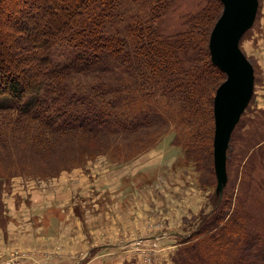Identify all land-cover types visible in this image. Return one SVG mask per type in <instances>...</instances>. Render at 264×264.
<instances>
[{"label": "rangeland", "instance_id": "1", "mask_svg": "<svg viewBox=\"0 0 264 264\" xmlns=\"http://www.w3.org/2000/svg\"><path fill=\"white\" fill-rule=\"evenodd\" d=\"M19 1L24 3V12L30 10L25 7L28 0ZM206 1L174 0V6L161 19L162 32L171 34L186 29V20ZM139 4L122 0V23L134 13L148 17ZM0 5L1 9L6 4L0 2ZM261 9L262 0H258L254 19L239 39L241 50L248 54L246 57L252 64L253 83L251 95L229 136L226 181L221 193L216 191L214 169L211 172L208 166L196 170L172 142L171 128L153 146L135 155L140 142L135 143L131 138L97 139L71 131L41 141L18 133L7 147L0 144V252L4 247L2 241L8 242V258L0 264H65L84 247L106 241L119 246L93 249L92 264H173L172 256H178L179 242L198 226L200 215L208 214L217 196L223 212L212 231L218 228L219 234L224 224L230 225L227 222L233 220L235 210L238 215L235 218L245 219L247 231L236 228L234 256H240L242 264H264V108L257 102L258 95L264 93L261 89L264 61L254 49L257 38L264 37ZM3 13L0 11V39L9 51L1 48V52L16 57L17 45L24 43L35 28H26L29 32L17 28ZM29 21V26L35 25L34 19ZM36 22L39 26L40 18ZM8 31L10 34L4 39ZM14 60L21 67L33 62L32 58L24 62L20 58ZM184 63L188 65L186 59ZM209 70L203 74H207L210 94L215 73ZM151 136L149 131L144 141ZM60 183L70 189H56ZM32 189L38 193L52 189L56 197L40 207L28 198L27 191ZM56 221L60 222L59 227ZM168 228L181 235H158ZM151 232H158L154 240L145 238ZM208 234L196 232L189 244H195L199 238L210 242L215 234L211 237ZM230 261L227 257L223 262Z\"/></svg>", "mask_w": 264, "mask_h": 264}, {"label": "trees", "instance_id": "2", "mask_svg": "<svg viewBox=\"0 0 264 264\" xmlns=\"http://www.w3.org/2000/svg\"><path fill=\"white\" fill-rule=\"evenodd\" d=\"M130 1L140 3L148 17L134 13L122 23V0H28L27 12L19 0H0L6 4L0 11L11 24L25 31L35 28L28 39H36L17 45L16 57L3 55L9 49L0 39V144L7 147L18 133L48 141L78 131L97 139L131 138L140 142L135 155L171 128L172 142L184 158L196 170L209 166L213 172L212 103L225 74L212 63L207 43L222 3L207 0L186 20V29L164 34L161 19L174 0ZM16 2L21 5L13 7ZM31 19L34 26H29ZM18 58L33 62L21 67ZM206 69L215 73L210 94ZM149 131L153 136L144 141ZM213 202L208 214L200 215L198 228L179 242L173 264H242L232 245L236 228L246 229L245 219L235 218L233 210L234 221L219 234L218 228L212 231L223 212L218 196ZM196 232L215 236L212 243L199 238L189 244ZM227 257L230 263H224Z\"/></svg>", "mask_w": 264, "mask_h": 264}, {"label": "water", "instance_id": "3", "mask_svg": "<svg viewBox=\"0 0 264 264\" xmlns=\"http://www.w3.org/2000/svg\"><path fill=\"white\" fill-rule=\"evenodd\" d=\"M222 10L209 34L210 59L225 74L213 97V169L216 191L226 181L225 157L233 126L252 91L253 68L239 46V39L252 23L258 0H220Z\"/></svg>", "mask_w": 264, "mask_h": 264}, {"label": "crops", "instance_id": "4", "mask_svg": "<svg viewBox=\"0 0 264 264\" xmlns=\"http://www.w3.org/2000/svg\"><path fill=\"white\" fill-rule=\"evenodd\" d=\"M259 17L262 20V23H261L262 25L261 26H262V28L264 30V0H262L261 15ZM254 49L257 51V56L262 57V60L264 61V37H261V38L258 37L257 38V41L255 42ZM246 55L248 56L247 53H246ZM262 66H264V63H263ZM262 78H263V81H264V77L263 76H262ZM261 89H264V84H262ZM262 95L264 96V93L263 94L260 93L258 95V101L257 102H258V106H261V107L264 108V98L262 99V97H263ZM67 186H68V184H67ZM62 188L65 191L66 187H64L63 183H60V185L56 186V189H62ZM66 189H70L69 186ZM30 191H27L29 193L28 198L31 199L32 201L34 200V205H37V206H40V207H42V204L44 206V204L50 203L51 199L56 197L54 195L56 193H54V190H52V189H47L46 191H43L41 193H38L36 189H32ZM44 202H46V203H44ZM55 224H57L58 227L60 226V222L59 221H56ZM45 226H47V224H45ZM173 229L174 228H168V229L162 230L161 231L162 233H160L158 235L165 237L164 235L171 236V235L175 234V236H176L177 234L180 233V232L175 233ZM157 233L158 232H154V233L151 232L145 238H149L150 240L151 239L154 240V237L158 236ZM165 239H162V240H165ZM132 240H133V238L132 239H128V240H124V241L128 242V241H132ZM20 241H22V239H20ZM2 245L4 247H3L2 251L0 252V261H3V259H7L8 258V242L6 240H3L2 241ZM110 246H119V244L116 243V242H113V241H111V242L106 241V242H103L101 244L96 243L95 246H89V247L86 246V247H84L83 251L79 255L72 256V258H70L67 262H65V264H92L93 255H94L93 252H92L93 249L95 251V250L100 249V247L104 248V247H110Z\"/></svg>", "mask_w": 264, "mask_h": 264}]
</instances>
